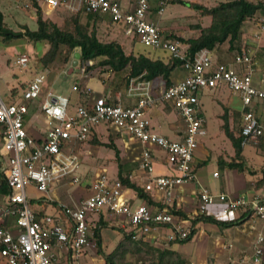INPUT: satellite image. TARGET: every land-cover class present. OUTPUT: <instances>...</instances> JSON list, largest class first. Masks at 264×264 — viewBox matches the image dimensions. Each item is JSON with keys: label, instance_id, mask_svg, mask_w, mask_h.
Wrapping results in <instances>:
<instances>
[{"label": "built area", "instance_id": "built-area-1", "mask_svg": "<svg viewBox=\"0 0 264 264\" xmlns=\"http://www.w3.org/2000/svg\"><path fill=\"white\" fill-rule=\"evenodd\" d=\"M31 1L47 12L67 9L106 15L111 23L122 26L126 36L135 38L145 47L163 50L181 61L187 73L181 80L156 90L152 81L142 80L141 76L128 77L125 96L128 100L134 99V104H123L119 93L115 101L98 96L90 104H79L71 110L67 96L48 90L40 103L46 124L40 141L28 134L25 118L28 102L39 97L46 82V68L36 71L16 100L7 102L0 97V179L7 187L5 192L0 190V264H56L61 255H67L70 260L80 259L95 247V242L91 241L89 217L103 208H106L110 219L121 220L135 235L139 234L150 244L162 247L160 239L173 242L189 237L194 229V216L205 215L216 203L221 204V212L225 215L240 209L248 214L254 233L250 262L261 264L264 254V197L247 199L243 195L212 192L200 186L193 217L181 218L173 208L175 190L195 179L193 152L197 148L198 137L206 134V120L199 98L202 90L226 85L241 101V145L264 142V121L255 113L256 106L264 103V70L257 84L253 80L264 19L261 18L259 31L253 35L255 46L242 47L235 52L231 62H215L206 50L190 57L187 45L177 37L164 34L160 25L149 19V0H134L132 9L123 7L118 0ZM164 3L165 0H159L158 14H161ZM28 62L29 57L25 54L16 60L20 67H25ZM83 63L86 66L92 64L91 61ZM86 66H82V72ZM72 89L79 90L77 84ZM80 91L86 96L90 94L86 88ZM163 103H170L185 123L184 134L178 140L169 139L150 128L146 115L148 109ZM103 123L143 146L137 166L145 175L142 188L147 192L161 193L164 206L155 211L146 203L131 206L122 181L100 173L91 183L90 195L73 207L63 206L65 218L61 219L58 213L38 215L40 210L33 211L30 207L27 185L49 193L50 183L60 178L69 176L72 184H78L80 179L75 172L79 158L72 150L67 152L69 145L73 147L78 142L89 140L92 129ZM147 145L157 146L164 153L172 174L154 172V158ZM228 263L238 264V261L229 256Z\"/></svg>", "mask_w": 264, "mask_h": 264}, {"label": "crops", "instance_id": "crops-1", "mask_svg": "<svg viewBox=\"0 0 264 264\" xmlns=\"http://www.w3.org/2000/svg\"><path fill=\"white\" fill-rule=\"evenodd\" d=\"M118 1L123 7L127 9H132L134 5V0H122V1L118 0ZM165 1H170V0H165ZM171 1H174V0H171ZM183 1H190V2L194 1V2H198V3L205 5L204 3L195 1V0H183ZM249 1L256 2L258 0H249ZM149 5H150L149 19L157 22L158 25H160V27L163 29L164 34L166 35L170 34L172 36L181 37L184 40H187L188 38L197 37L200 33V28L209 26L211 22V18H210L209 25H206V26H203L200 22H189V23L180 24V21L178 23L171 22V24H168V25L163 24L161 22V18H162L161 15L163 13V8H162L161 14L157 13V10L159 8V0H149ZM207 7H210V6H207ZM199 15L200 17H203L200 14V12H199ZM98 17L100 21L97 22V26L103 25L105 21L110 22L109 17L106 15L105 16L102 15ZM261 18L264 19V17L260 15L259 12H257L252 18L246 19L242 23L241 39L243 43L248 44L246 46H250V45L255 46L256 42L254 40L253 35L257 31H259ZM113 25H116V27L118 28L117 31L119 32V34H117L118 33L117 31L115 32L113 30L110 31V33H112V35L121 37L120 39L121 41L118 40L121 44L123 45L126 44L124 41H122L123 39H127V40L132 39L131 37H128L124 34L122 26L117 25V24H113ZM263 38H264V30L262 31L261 39L258 42L259 50L256 53L257 66H256L255 73L259 71L258 74L262 73V71L264 70V47L262 45ZM183 44L188 46V44L185 42H183ZM236 51L237 49L231 47L230 42L228 40H225L223 43L215 44L213 49L208 52L211 54L212 59L215 62H231L233 60V56ZM144 53H149V55L152 57H162L164 58L165 61L169 59L168 53L160 49H153V51L149 50ZM97 59L99 60L100 58H97ZM175 68L170 73L171 82H177L181 80L182 78H184V76L187 73V71L182 67H181L182 73L179 71L177 72ZM37 69H38V66L34 65L33 70L31 71V75L27 78V82L33 78ZM127 72H129L128 69H127ZM47 78H46V81L48 80ZM259 78L260 76H258L254 80V84L258 83ZM108 82L109 83L106 84V81H105L103 83V86H104L103 89L100 92L96 93L94 96H93L94 93L91 94V90H89L88 88L86 89L89 90L90 92L89 95L86 96L80 92V94L78 95L79 97H77V103L76 104L70 103L71 110H73L77 105L82 104V103L90 104L93 101V99L98 96H104L109 101L110 100L115 101L118 95V92L114 91L113 87L115 88V86H112L111 79ZM152 85L155 90L165 87L164 82L161 78H157L153 80ZM15 87L16 86H12L11 90ZM222 87H226V86L219 84L216 88H207V89L202 90L199 93L200 102H201V96L203 94L216 95V93H219L221 91ZM216 99L219 103H221L222 106H224V110H222V113L218 114V116L220 118H223V120L226 121V124L228 125L229 130H231L232 132L235 133L236 136H238V133H239L238 131L241 127V116H242L240 98L236 94H233L230 91L227 96L221 98L222 101H220L219 98L217 97ZM69 101H70V98H69ZM125 101L126 102L129 101V103L131 104H134L135 102L134 99L128 100L126 97H125ZM40 103H41V100H40ZM72 104L73 105L75 104V105L73 106ZM33 105L34 104L33 103L31 104V102L28 103V113L25 118V126H26L28 134L31 135L32 137L34 136L38 138L40 141L42 137L44 136V129L46 128L45 126L46 124H45L43 115L41 114L42 118H40L36 111L39 105L37 104L36 107H34ZM201 110H202V103H201ZM255 113L260 120L264 121V103H259L256 106ZM202 114L204 115L203 110H202ZM146 115L149 120L150 128L153 131L161 135H164L165 137L172 139V140H178L183 136L184 129H185V123L180 118V116L177 114V112L175 111V109L172 107L170 103H163V104L154 106L148 109ZM111 127H112L111 125L105 124V123L95 126L92 129V135H91L90 141L94 140L95 142H97L95 144H99L100 140L98 139H100L101 137L109 139V141L106 143H112L116 147V149L118 150V158H116L117 156L115 154L114 149L109 147L108 145L107 146L104 145V146H106L105 148L107 149H113V152H114L113 155L108 151L102 153L101 151L98 150L97 148L98 145H93L92 147L89 146V148L86 150H80L77 148L80 145V143L74 144L73 147L69 145V149L67 150V152L72 150L78 156L79 166L81 163V159L79 156L82 153H84L85 156L90 155L91 157H93L94 161H97V162H101L102 156L106 157L107 158L106 160H109L111 157L112 159H114V162L116 164L112 163V165L104 166L106 167V174L110 167L112 176H110L109 174H107V176L111 179L118 178L117 161L119 160L120 163L124 165V168H123L125 169L124 172L128 174L129 178L133 182H135V184H137L141 189H143L142 185L145 181V175H143V173H141L138 170V167L132 166L133 163L135 164L138 163V158L140 156L141 149L143 146L137 141L132 140L125 133H122L118 131L117 129L112 130ZM38 130L42 132H39ZM262 143L263 142H259L258 144H262ZM0 145H1V136H0ZM220 146H221L220 144L217 145L218 150L217 149L213 150V149L208 148L207 151H205V154L202 153L200 150H197L198 145H197L196 150H194L195 153L193 152L192 165H193L195 179L192 182L184 184L175 190V196H174L175 208H173V210L178 211V213L176 214L180 216L181 218H187V217L194 216V212H195L194 209L196 210V207H197V197L196 196H197V191L200 186L206 187L212 192H228L232 194L233 196L243 195L247 199H251L253 197H260V198L264 197V181L262 183L260 182V179L262 177V170L264 169V149L262 150V149L257 148L256 153H260L262 154V156L253 157L251 161L255 164V166L246 165L249 168V170L242 171V170H239L233 167L232 163L228 164V162L234 155V148L231 144V141H230V147L232 151L230 150V148L229 150H227ZM244 146L242 148L243 160H245V157H246L244 153ZM146 147L150 150L154 158V172L156 174H172L173 173L172 167L170 166L169 163L166 162L164 153L157 146L147 145ZM107 153L109 156H106ZM198 156H201L200 160ZM210 158H212L219 167L221 166L223 172L222 174H220L219 172L213 171L210 176L211 178L208 179L207 174H206L207 170L203 169L204 166L202 165H204V163H207V161ZM131 167H134V168H131ZM91 171H92V168H91ZM93 173H94L93 171L90 173V171L87 169L85 171V176L86 177L90 176L93 181L96 176V173L95 174ZM214 179H217V180L219 179V180L216 181ZM90 185L91 184H89V186ZM55 190L56 189L49 187V194L51 192L53 193V191ZM144 192L147 195V197H144V198L139 197L135 190H133L130 187L125 186V195L128 198L131 206H135L140 203H146L152 211L158 210L164 206L161 193L157 191H152V192L144 191ZM85 197L87 196L81 197L77 202H72V203L69 200L71 199V197L69 196L61 195L60 197H58L59 200L56 199L57 197H54V200L51 199L52 204L50 203L51 204L50 213L51 214L56 213L57 211L56 205L61 206V207L63 206L73 207L76 204H78V202L81 199ZM32 199L38 200L37 197L32 198ZM38 202L42 206V209H39V210L40 211L43 210L44 213L48 212L47 205L49 204V202H47L45 198L38 200ZM220 208H221V204L219 203L211 205L208 209V212L205 215L215 220H218V221L239 220L241 222L231 225L229 227L221 226L219 224L212 223V222H204V221H199L194 225L195 231L197 229H200V231L203 233L202 236L204 237L203 238L204 239V244H203L204 253L203 254H204V259H206V261L203 259V263L201 264H229L228 263L229 256H233L235 259H237L238 264H251L250 262L251 244L253 242L254 233L250 228L251 221L248 218V214L245 213L243 209H240L232 213H229L228 215H225L221 212ZM100 213H103L104 219L110 222L112 221V219L108 217L106 208H103L98 213V215H100ZM244 213H245V216L243 218H240ZM182 214L184 215V217L181 216ZM99 218L97 217L94 224L98 221ZM113 221L114 222L112 223H117L116 225H118V227H121L124 231H126L127 228L126 226L123 225L121 220H113ZM127 231H129V229ZM194 235H195V232L192 235L191 239L194 237ZM227 246H230V247L227 248ZM89 251L90 250L86 251L84 254L88 253ZM195 255H197V251ZM59 258H67L68 261L70 260L67 255H61L57 258L56 264ZM261 263L264 264V254L262 256Z\"/></svg>", "mask_w": 264, "mask_h": 264}, {"label": "rangeland", "instance_id": "rangeland-1", "mask_svg": "<svg viewBox=\"0 0 264 264\" xmlns=\"http://www.w3.org/2000/svg\"><path fill=\"white\" fill-rule=\"evenodd\" d=\"M122 1V0H121ZM204 3L206 6L215 5L220 0H195ZM163 7V13L161 15V22L163 24H171V22L178 23H189V22H200L203 26L209 25L210 17L203 16L200 17L199 11L196 9L190 8L187 4L178 2V0L174 1H165ZM0 10L3 13V22L5 27L16 33V32H23L25 27H29L31 29L36 28V18H37V6L32 3L31 0H0ZM64 9L53 10L47 12L44 8L40 10L43 17L51 19L52 21L56 22L59 26H62L63 20L65 16L69 13L64 12ZM67 10V9H65ZM70 11V10H69ZM260 13V12H259ZM260 15H262L260 13ZM86 14L80 13V20L82 22L86 21ZM97 34L102 41H109L111 39L120 40L121 37L112 35L110 31H117L116 25H113L111 22L105 21L103 25L97 26ZM116 27V28H115ZM116 29V30H115ZM118 32V31H117ZM119 34V32L117 33ZM121 41V40H120ZM126 44L125 51L128 53L133 51L135 53L138 52H147L149 50L153 51V48L145 47L136 39H123ZM137 41V42H136ZM262 45L264 47V38L262 41ZM48 45L44 42H37L32 43L27 39L25 36L14 37L10 41H6L0 35V97L5 101L8 100L10 95V91L12 86L15 87V95L16 98L20 97L21 91L24 89L27 78L31 75V71L33 70L34 65L40 64V56H42L45 51L47 50ZM161 52V51H160ZM25 54L29 57V62L25 67H20L16 60L19 55ZM67 56L61 53L56 62L50 65L47 70V81L43 84L42 91L38 98L33 100L34 107L42 101L46 95L48 89H50L54 94L61 93L68 98H70V103H77V97L80 94V90L84 88H88L91 90V94L93 96L100 92L103 89V83L106 81L108 84L109 80L112 81V86L114 91H117L118 94L120 93L121 101L123 104L128 103L125 101V89H126V79H128V72L126 68L122 71H113L106 66L100 65L97 60L91 61L94 66L92 65L90 69H86L84 72L81 71L82 66H86V63H83L78 59L77 65L72 66V61L75 59L74 53L68 54V60L65 61ZM87 67V66H86ZM183 65L179 64L176 66V71L182 73ZM38 69H40L38 67ZM37 69V70H38ZM129 71V69H128ZM259 72V71H258ZM258 72L253 74V80H255L261 73ZM87 75V76H85ZM112 77V78H111ZM174 77V75H173ZM77 84L79 90H73L72 86ZM224 85V84H222ZM106 86V85H105ZM226 86V85H224ZM228 87H222L219 93L216 95L213 94H203L201 96V103H202V110L204 113V117L206 120V134L203 136L198 137V149L202 153L205 154L207 149L218 150L217 145H221L220 147L225 148L227 150L232 151L230 147V139L224 133L222 124L224 122L223 118H220L218 114L222 113L224 110V106L221 105L216 99L219 98L222 101V97H225L229 94ZM111 101V100H110ZM112 102V101H111ZM29 103V102H28ZM74 104V105H75ZM73 105V104H72ZM73 105V106H74ZM37 113L40 118L41 111L40 105L37 108ZM112 130L113 126L111 127ZM39 131V130H38ZM42 132V131H39ZM99 144H95L90 139L85 142H78L80 145L77 147L80 150H86L89 146L98 145V150L103 152H110L113 155V149H107L105 143L109 141L107 138H100ZM212 140V141H211ZM222 140V142H221ZM222 143V144H221ZM84 147V148H83ZM76 148V149H77ZM257 148L264 149V142L262 144H247L244 146V153H245V160H243L245 165H253L255 164L251 161L253 157H260L262 154L256 153ZM196 150V149H195ZM195 153V152H194ZM87 155V154H86ZM135 155V154H134ZM133 155V156H134ZM84 158H83V157ZM106 156H109L108 153ZM81 163L79 168L76 170V174L79 176V183L72 184L69 180V176L54 180L50 183V188L56 189L51 192H40L34 188L32 185H27V195L30 199V207L33 211H38L42 209V206L39 204L38 200L45 198L49 204L48 212H51V204L54 197L59 200L58 197L62 196H69L71 197L70 202H77L81 197L88 196L91 193V184L92 178L90 176H85V171L88 169L90 173L93 171L96 175L100 173H106V167L113 164L114 159L110 157L109 160H106V157H101V162L94 161L93 157L90 155L85 156L82 153L80 156ZM201 156H198L200 160ZM104 161V162H103ZM247 163V164H246ZM203 169L207 170V178L210 179L211 173L213 171L219 172L222 174L223 170L221 166L219 167L216 162L210 158L207 163H204ZM92 168V171H91ZM108 168V167H107ZM107 174L112 176L111 169L109 167ZM91 175V174H90ZM94 176V175H93ZM69 180V181H68ZM218 181L217 179H214ZM59 194V196H58ZM38 200H33L32 198H36ZM52 199V200H51ZM51 203V204H50ZM195 211V209H194ZM100 215L98 213H93L89 217V224L91 226V232L94 229V222L99 218ZM110 222V221H109ZM113 220L110 222L111 225L117 226V223H112ZM11 223V222H10ZM12 225L13 222L11 223ZM109 225L108 227H104L101 229V239H102V247L105 253L111 252L118 242L123 238V234L118 230L116 227H112ZM121 228V227H120ZM126 231L129 227L126 225ZM139 235V234H138ZM136 235V236H138ZM203 233L200 229L195 231L194 237L186 242L178 243V242H166L160 239V243L162 247L157 246L158 248L164 247H171L173 249L178 250L185 256L189 261L193 264H201L203 263L204 259V252H203V244H204V237L202 236ZM140 236V235H139ZM92 239L95 241L94 235H91ZM154 245V244H153ZM164 246V247H163ZM228 248V247H227ZM97 244L95 241V247L91 248L90 251L84 254L78 260H69L67 258H59L57 264H106L104 258L96 252ZM197 251V255H195ZM206 255V254H205ZM130 258V257H129ZM206 261V259H204ZM262 264V263H261Z\"/></svg>", "mask_w": 264, "mask_h": 264}, {"label": "trees", "instance_id": "trees-1", "mask_svg": "<svg viewBox=\"0 0 264 264\" xmlns=\"http://www.w3.org/2000/svg\"><path fill=\"white\" fill-rule=\"evenodd\" d=\"M181 3L187 4L190 8L196 9L202 16H209L211 18L210 25L200 28V33L195 38H188L184 40L181 37H177L182 42L188 44L187 54L190 57H194L196 53L213 49L215 44L223 43L225 40L230 42V46L236 48L239 52L242 47L248 45L243 43L241 36L242 23L246 19L252 18L257 12H260L264 17V1L258 0L252 2L249 0H221L213 6L207 7L198 2H190L178 0ZM36 5V4H35ZM36 28L31 29L25 27L23 32H12L8 30L3 22V13L0 10V35L6 41H10L14 37L25 36L32 43L44 42L48 45L45 53L40 56V64L38 67L45 69L54 64L58 56L63 53L68 60V54L78 52L80 55V61H94L100 58L97 63L106 66L113 71H121L125 68L129 69L128 77H138L140 79L153 81L157 78H161L165 87L171 84L170 73L181 61L171 57L167 61L162 57H152L149 53L133 51L126 52L125 46L116 39L109 41H102L97 34V22L100 21L97 15L88 13L86 14V21L80 20L81 12H71L69 10H63L69 14L65 16L62 26H59L51 19L42 16L40 7H37ZM169 37H176L168 34ZM135 39V38H133ZM91 64L86 69H90ZM15 88L10 91L7 102L16 100ZM84 104V103H82ZM224 133L229 137L231 144L234 148V155L228 162L233 167L239 170H249V168L243 162L241 135L240 129L238 136L234 132L229 130L226 121L222 124ZM36 141L38 138L34 137ZM106 146L113 148L118 158V150L112 143H106ZM118 164V178L122 181V184L126 187H130L136 191L139 197H147L143 189H141L135 182H133L128 174L124 172V165L117 161ZM129 165V164H128ZM138 163H133L132 166L137 167ZM126 168V167H125ZM134 168V167H131ZM264 181V169L262 170V177L260 182ZM0 190L5 192L7 190L4 180L0 179ZM56 213L59 214L61 219L65 218L66 214L61 206L56 205ZM44 211L38 212V215ZM178 213V211H173ZM246 213V212H245ZM245 213L240 217L243 218ZM184 217V215H181ZM199 221L212 222L221 226L229 227L236 223H240L239 220L231 221H218L209 216L199 214L194 216L192 224L195 225ZM110 222L104 219L103 213H100V218L94 224L92 235L97 244L96 252L100 254L106 264H191L189 259L182 255L176 249L171 247L158 248L157 246L150 244L147 240H144L141 236L137 237L133 231H124L122 228L111 225L118 228L123 234V238L118 242L115 248L105 253L102 247L101 229L108 227ZM175 242L183 243L189 241L194 234ZM91 241H94L91 237ZM94 241V242H95ZM130 257V258H129Z\"/></svg>", "mask_w": 264, "mask_h": 264}, {"label": "water", "instance_id": "water-1", "mask_svg": "<svg viewBox=\"0 0 264 264\" xmlns=\"http://www.w3.org/2000/svg\"><path fill=\"white\" fill-rule=\"evenodd\" d=\"M74 57H75V59L72 61V66H76L77 65V61L80 58L79 53L78 52H75L74 53Z\"/></svg>", "mask_w": 264, "mask_h": 264}]
</instances>
